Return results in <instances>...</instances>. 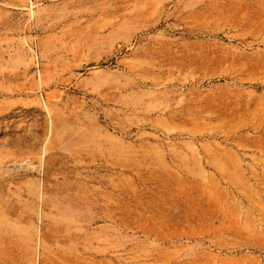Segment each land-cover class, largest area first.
<instances>
[{
	"label": "rangeland",
	"instance_id": "rangeland-1",
	"mask_svg": "<svg viewBox=\"0 0 264 264\" xmlns=\"http://www.w3.org/2000/svg\"><path fill=\"white\" fill-rule=\"evenodd\" d=\"M0 264H264V0H0Z\"/></svg>",
	"mask_w": 264,
	"mask_h": 264
}]
</instances>
